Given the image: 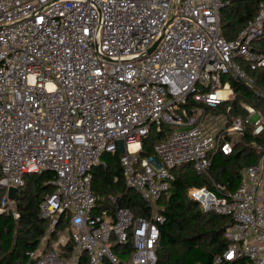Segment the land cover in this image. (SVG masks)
Listing matches in <instances>:
<instances>
[{
    "label": "built area",
    "instance_id": "obj_1",
    "mask_svg": "<svg viewBox=\"0 0 264 264\" xmlns=\"http://www.w3.org/2000/svg\"><path fill=\"white\" fill-rule=\"evenodd\" d=\"M224 6L223 0H0L1 211L12 204L8 189L22 188L26 175L50 172L55 188L40 205L51 226L32 254L35 264L84 258L159 264L166 217L158 202L175 180L171 171L191 164L209 176L215 155L232 154L247 125L256 136L264 132V114L251 105L243 104L247 118L218 112L236 98L231 79L256 90L251 72L264 68V53L251 42L263 32L264 5L230 42L221 33ZM164 124L174 132L141 157L144 139ZM253 147L261 158L234 191L216 182L188 191L204 212L232 220L229 245L213 264H264V144ZM118 152L127 187L151 204L147 218L96 207L93 171ZM55 232L58 240L45 251Z\"/></svg>",
    "mask_w": 264,
    "mask_h": 264
},
{
    "label": "trees",
    "instance_id": "obj_2",
    "mask_svg": "<svg viewBox=\"0 0 264 264\" xmlns=\"http://www.w3.org/2000/svg\"><path fill=\"white\" fill-rule=\"evenodd\" d=\"M223 1L225 6L220 13L221 33L227 41H235L259 14L264 0ZM251 47L254 51L264 53V28L262 34L251 42ZM245 69L250 70L247 65ZM251 75L255 79L256 90L231 79L236 98L222 105L218 112L230 109V117L247 118L248 113L243 104H248L264 114V68L251 72ZM193 104L187 107L193 108ZM173 132L174 128L170 125L153 127L143 141L141 157L151 156L155 146ZM255 142L264 144V132L256 136L253 127L247 125L232 154L224 155L220 152L215 155L209 176L198 175L191 164L178 166L171 171L175 180L168 195L158 202L166 217L165 223L160 226L157 245L159 264H213L214 256L228 247L225 232L232 220L204 212L201 205L189 197L188 191L193 187L212 189L213 182L227 185L228 191H234L241 184L244 170L258 163L261 158L253 147ZM104 159L106 166L93 171L92 186L98 198L96 207L110 211L124 207L130 209L136 217H149L151 204L126 185L120 153L106 155ZM116 178L118 181H115ZM52 179L53 174L50 172L26 175L25 185L19 189L15 202L9 204L3 212L2 199L6 189L0 187V264H30L32 254L39 250L51 226L50 221L40 217V205L45 196L55 190L50 184ZM111 198L116 201L113 202ZM14 212L18 213L19 218H15ZM60 223L65 226V219H61ZM58 237L57 232L50 235L45 251L52 248ZM86 261L84 258L82 264H86Z\"/></svg>",
    "mask_w": 264,
    "mask_h": 264
},
{
    "label": "water",
    "instance_id": "obj_3",
    "mask_svg": "<svg viewBox=\"0 0 264 264\" xmlns=\"http://www.w3.org/2000/svg\"><path fill=\"white\" fill-rule=\"evenodd\" d=\"M163 36L160 37V39L154 44V46L150 49L149 53H152L159 45L160 41L162 40ZM119 144V151L120 153H124L125 151V142L123 140L118 142ZM19 192V189L15 188V187H11L8 189L7 191V195H8V199L10 201V203H14L16 200V196ZM30 264H35V260H32Z\"/></svg>",
    "mask_w": 264,
    "mask_h": 264
},
{
    "label": "rangeland",
    "instance_id": "obj_4",
    "mask_svg": "<svg viewBox=\"0 0 264 264\" xmlns=\"http://www.w3.org/2000/svg\"><path fill=\"white\" fill-rule=\"evenodd\" d=\"M213 122L215 123V122H216V120H214ZM63 233H64L65 235H67V233H66L65 231H63Z\"/></svg>",
    "mask_w": 264,
    "mask_h": 264
}]
</instances>
